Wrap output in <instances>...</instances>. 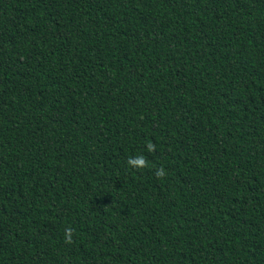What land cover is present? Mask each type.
Masks as SVG:
<instances>
[{"label": "trees", "instance_id": "trees-1", "mask_svg": "<svg viewBox=\"0 0 264 264\" xmlns=\"http://www.w3.org/2000/svg\"><path fill=\"white\" fill-rule=\"evenodd\" d=\"M0 264H264V0H0Z\"/></svg>", "mask_w": 264, "mask_h": 264}, {"label": "clouds", "instance_id": "clouds-1", "mask_svg": "<svg viewBox=\"0 0 264 264\" xmlns=\"http://www.w3.org/2000/svg\"><path fill=\"white\" fill-rule=\"evenodd\" d=\"M145 163L144 159L142 157H138L135 160H130L129 164L133 166H143ZM164 173L163 171L159 172L158 175L162 176Z\"/></svg>", "mask_w": 264, "mask_h": 264}]
</instances>
